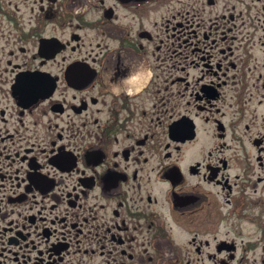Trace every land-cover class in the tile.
I'll list each match as a JSON object with an SVG mask.
<instances>
[{
    "label": "flooded vegetation",
    "instance_id": "flooded-vegetation-1",
    "mask_svg": "<svg viewBox=\"0 0 264 264\" xmlns=\"http://www.w3.org/2000/svg\"><path fill=\"white\" fill-rule=\"evenodd\" d=\"M0 264H264V0H0Z\"/></svg>",
    "mask_w": 264,
    "mask_h": 264
}]
</instances>
